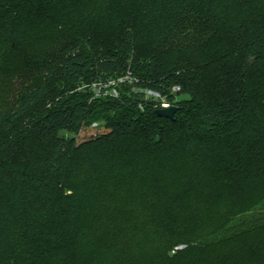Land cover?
<instances>
[{
  "label": "trees",
  "instance_id": "obj_1",
  "mask_svg": "<svg viewBox=\"0 0 264 264\" xmlns=\"http://www.w3.org/2000/svg\"><path fill=\"white\" fill-rule=\"evenodd\" d=\"M35 70L0 264H264V0H0V80Z\"/></svg>",
  "mask_w": 264,
  "mask_h": 264
},
{
  "label": "rangeland",
  "instance_id": "obj_2",
  "mask_svg": "<svg viewBox=\"0 0 264 264\" xmlns=\"http://www.w3.org/2000/svg\"><path fill=\"white\" fill-rule=\"evenodd\" d=\"M43 71H31L10 81L0 80V104L10 101L43 81Z\"/></svg>",
  "mask_w": 264,
  "mask_h": 264
},
{
  "label": "built area",
  "instance_id": "obj_3",
  "mask_svg": "<svg viewBox=\"0 0 264 264\" xmlns=\"http://www.w3.org/2000/svg\"><path fill=\"white\" fill-rule=\"evenodd\" d=\"M124 78L118 79L117 81H109V82H98L92 85V90L94 91V97H100V96H112V97H117L118 92H117V85L123 81ZM125 79H129V76L125 77ZM179 88H173L174 92H177ZM147 95H150L152 97H155L156 99L159 100L160 103V109L167 108L171 106L168 102H166L159 94L147 91Z\"/></svg>",
  "mask_w": 264,
  "mask_h": 264
},
{
  "label": "water",
  "instance_id": "obj_4",
  "mask_svg": "<svg viewBox=\"0 0 264 264\" xmlns=\"http://www.w3.org/2000/svg\"><path fill=\"white\" fill-rule=\"evenodd\" d=\"M176 111H177V107L169 106L167 108L157 110L156 113L159 117L173 120Z\"/></svg>",
  "mask_w": 264,
  "mask_h": 264
}]
</instances>
